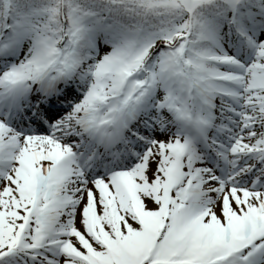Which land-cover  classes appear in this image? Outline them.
<instances>
[{"label": "rangeland", "instance_id": "374dc122", "mask_svg": "<svg viewBox=\"0 0 264 264\" xmlns=\"http://www.w3.org/2000/svg\"><path fill=\"white\" fill-rule=\"evenodd\" d=\"M210 1L125 0L128 7L142 5L144 11L155 6L159 11L176 10L179 18L162 37L141 35L117 44L92 36L94 54L84 74L70 83L66 97L57 94L42 105L44 92L33 93L32 80L22 81L27 100L38 104L36 109L49 105L40 116L31 111L33 118L19 125L34 126L33 134L20 133L10 121L5 84L16 72L21 80L44 65V50L35 47L50 50L48 59L58 47L34 18L26 22H36L32 32L30 26L25 32V27H18L24 24L15 21L9 38L19 45L22 38L14 36L30 34L31 43L25 48L20 44L17 53L13 47L9 53L13 58L6 60L14 68L0 77V123L8 126L0 124V264H26L11 261L23 257L30 264H203L232 249L239 254L228 264L252 263L248 256L264 242V224L254 218L264 216V31L252 32L255 37L249 35L248 45L244 41L237 46L227 36L210 35L214 48L193 52V47L208 46L201 45L198 40L203 37L192 30L193 11L198 17V5ZM71 22L74 44L90 27L77 13ZM182 58L194 71V90L187 88ZM104 92L106 105L96 106L94 100L103 98ZM129 94H134L140 109L144 105L134 118L135 134L127 139L129 146L117 148L112 142L115 147H108L95 160L101 163L95 164L80 140L88 137L91 120L93 126L106 122ZM193 95L202 102L201 128L193 123ZM203 117L211 124L204 125ZM203 130L215 137L218 156L203 150L199 139ZM116 150L124 151L112 155ZM63 155L72 160L71 171L85 165V175L67 178L61 191L46 190L53 195L43 200L40 178L56 162H63ZM188 172L196 176L198 190L180 210L177 203L183 202L188 184L181 178ZM169 206L172 216L166 219L164 210ZM151 214L155 221L148 219ZM213 220L223 231L209 229ZM233 224L238 228L231 229ZM160 225L166 228L161 230ZM156 243L151 256L149 249ZM13 249L17 250L9 258Z\"/></svg>", "mask_w": 264, "mask_h": 264}, {"label": "trees", "instance_id": "16d2710c", "mask_svg": "<svg viewBox=\"0 0 264 264\" xmlns=\"http://www.w3.org/2000/svg\"><path fill=\"white\" fill-rule=\"evenodd\" d=\"M67 1V0H66ZM68 6L74 5L73 0H68ZM104 0H90V7L96 9L99 14H97V22L104 29L110 40H114V37L120 32L115 33V29L120 27L123 31L118 37H128V36H139L144 32H154L155 30L163 27L164 22L170 24L177 22L179 15L176 10H163L159 11L158 8L151 7L149 10L144 11L143 6H134L133 8L125 9L122 6H118L117 3L110 5H104ZM114 1V0H111ZM62 1L57 0H16L15 12L20 14L22 17L26 12L33 11L32 9H40L39 5H47L52 11L50 18L47 16L45 20L53 29H55L60 35V20H59V7ZM2 0H0V5ZM239 7L240 11L243 13V19L246 20L244 13L252 12L259 20H264V0H212L208 2L205 6L198 5L199 10L204 12V16L201 17L200 11L198 17H194L195 25L204 33H212L215 35H224L225 28L229 25L230 14L232 8ZM204 7V8H203ZM47 8V7H45ZM129 10V12H127ZM144 11V12H143ZM127 12V13H125ZM149 12V14H147ZM152 12V13H150ZM124 14V15H123ZM94 21V20H93ZM260 22V21H258ZM150 23L153 26L150 27ZM160 25V26H159ZM159 26V27H158ZM157 28V29H154ZM256 27H259L257 25ZM262 27V25H261ZM150 28L149 31L146 29ZM197 28V27H196ZM128 29V30H127ZM58 34H55L57 37ZM90 49V41L86 37L80 44V55H86Z\"/></svg>", "mask_w": 264, "mask_h": 264}, {"label": "bare ground", "instance_id": "6f19581e", "mask_svg": "<svg viewBox=\"0 0 264 264\" xmlns=\"http://www.w3.org/2000/svg\"><path fill=\"white\" fill-rule=\"evenodd\" d=\"M4 127H6V126H4ZM70 165H71V161L68 160L64 164V166H60L58 168H53V172H52V175H51V180L53 182H55V183L61 184V183H64L67 180V177H72L73 175L72 176L70 175V173H71ZM74 171H77V174L80 175V176L81 175L83 176V174H84L83 170L81 168L80 169L78 168V170H74ZM232 196H236V192ZM213 218L214 219H219L216 216H213ZM254 218H255V220L257 218V220L260 222V224H262V225L264 224V221H263L264 220V216L263 215H261V214L258 215L257 214V217H254ZM148 219L151 220V221H155L156 216L151 214L150 217H148ZM235 223H237V222H235ZM212 224H213L212 226H209V229L212 230L213 232H217V231L221 232V231H223L220 228V227L223 228V226H221V224H219V222L217 220H213ZM235 228H238V224L231 225V229H235Z\"/></svg>", "mask_w": 264, "mask_h": 264}]
</instances>
